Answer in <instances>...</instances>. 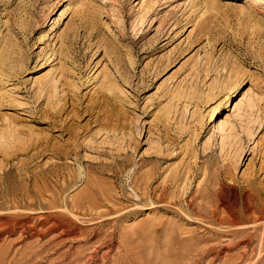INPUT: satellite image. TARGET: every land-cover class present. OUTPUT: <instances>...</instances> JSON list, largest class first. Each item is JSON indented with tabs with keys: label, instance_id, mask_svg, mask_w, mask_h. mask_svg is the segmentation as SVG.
I'll return each instance as SVG.
<instances>
[{
	"label": "rangeland",
	"instance_id": "1",
	"mask_svg": "<svg viewBox=\"0 0 264 264\" xmlns=\"http://www.w3.org/2000/svg\"><path fill=\"white\" fill-rule=\"evenodd\" d=\"M10 34L0 264H264V0H0Z\"/></svg>",
	"mask_w": 264,
	"mask_h": 264
},
{
	"label": "bare ground",
	"instance_id": "2",
	"mask_svg": "<svg viewBox=\"0 0 264 264\" xmlns=\"http://www.w3.org/2000/svg\"><path fill=\"white\" fill-rule=\"evenodd\" d=\"M64 15L63 12H61L60 14V18ZM10 30V29H9ZM8 30V31H9ZM7 32V30H6ZM12 34V33H11ZM10 34V35H11ZM4 39H0V47L1 50L3 51L2 54L0 55V66L3 67L2 69L7 68L8 63H14L16 62V58H15V54L17 55V50H14V45L16 44V42L13 40V35L8 36V37H1ZM71 41V40H70ZM65 43V40H62L59 44V48H60V52L61 54L64 50L63 47ZM67 44V43H66ZM0 50V51H1ZM1 53V52H0ZM60 55V54H59ZM19 56V55H18ZM62 56V55H60ZM64 57V56H63ZM69 59V58H68ZM67 62V61H66ZM61 65L56 68V72L58 71L57 74H55V70L54 73H51L49 77H46L43 82H41L40 85V89L45 92L46 97L49 98V100H51L52 96H56L58 97V99H60L59 97H62L64 95V93L66 92V89L68 87V82L67 79H69L70 74H72L69 70H67V68H65V65H62V63H60ZM10 65V64H9ZM12 68V67H11ZM12 69H10V67L7 69L6 73H10ZM12 72V71H11ZM5 73V74H6ZM10 76V75H8ZM68 91V90H67ZM63 94L62 96L60 95ZM64 97V96H63ZM54 98H52L53 100ZM51 100V101H52ZM63 100V98L61 99ZM65 101V100H64ZM67 101V100H66ZM56 102V101H55ZM72 103V102H71ZM51 108V107H50ZM52 113V112H51ZM55 151V150H54ZM61 151V149H60ZM64 152V151H63ZM55 155V154H54ZM174 185V184H173ZM160 193V192H159ZM185 193V192H184ZM136 195V194H135ZM184 195V194H183ZM152 202V201H151ZM188 207V206H187ZM222 217V216H221Z\"/></svg>",
	"mask_w": 264,
	"mask_h": 264
}]
</instances>
